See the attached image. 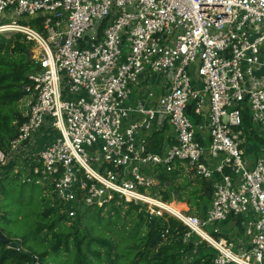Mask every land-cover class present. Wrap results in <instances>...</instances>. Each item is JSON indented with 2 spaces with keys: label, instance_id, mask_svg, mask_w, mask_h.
Instances as JSON below:
<instances>
[{
  "label": "built area",
  "instance_id": "obj_1",
  "mask_svg": "<svg viewBox=\"0 0 264 264\" xmlns=\"http://www.w3.org/2000/svg\"><path fill=\"white\" fill-rule=\"evenodd\" d=\"M16 33L33 69L0 166L15 161L68 223L133 203L148 223L177 219L184 241L198 235L212 264H264V147L244 156L253 124L264 132V0H0V35ZM154 74L167 85L156 101ZM164 124L174 142L154 151ZM173 169L210 181L203 216L159 194ZM227 220L242 237L221 233Z\"/></svg>",
  "mask_w": 264,
  "mask_h": 264
},
{
  "label": "trees",
  "instance_id": "obj_2",
  "mask_svg": "<svg viewBox=\"0 0 264 264\" xmlns=\"http://www.w3.org/2000/svg\"><path fill=\"white\" fill-rule=\"evenodd\" d=\"M31 43L26 42L22 34L16 33L9 37L0 35V147L5 149L10 139L17 134L18 125L24 120L22 111L17 107L18 102L26 94L22 86L27 83V74L33 69L30 57ZM245 125L250 124V119L245 114ZM257 135H248L249 142L257 139ZM151 148L160 151L163 142L162 131H154L150 134ZM15 161L11 160L7 164L0 166V180L10 179V174L18 176L24 172L21 169L14 173ZM181 172L173 169L167 173H160L158 191L165 200L180 201L182 209L187 212H195L203 216L211 198L210 181L206 178L196 177L198 187L189 188L190 180L185 183H176ZM14 178V177H11ZM20 178V177H19ZM25 183V182H24ZM52 199L44 204L40 211V219L36 224V234L46 229L44 234H50L51 239L48 246L51 252H58L61 248L70 251L69 244L72 241L75 248V258L77 264H92L82 251L92 254L98 258V249L92 247L93 244L105 246V258L109 264H114L118 260L120 264H212L216 250L209 246L196 234H192L186 241L183 236L186 228L175 218L169 217L167 221L162 218H154L150 223L146 221L140 205L126 203L130 208L139 210L138 222L126 237L128 245L116 247L107 236L94 235L90 229L76 223L77 217L70 223L72 231L55 229L61 223L67 222L59 211V205ZM116 206V205H115ZM6 210L0 214L1 218H6ZM68 223V222H67ZM142 226H145L142 231ZM168 229L166 237L161 236L164 229ZM4 236V235H3ZM7 241H16L14 238L5 237ZM17 242V241H16ZM126 242V243H127ZM8 242L0 241V264H45L43 257L45 251L24 250L17 242V248L8 247ZM115 255V259L113 258ZM35 261V262H34ZM98 259L96 260L97 263ZM234 264V263H227Z\"/></svg>",
  "mask_w": 264,
  "mask_h": 264
},
{
  "label": "rangeland",
  "instance_id": "obj_3",
  "mask_svg": "<svg viewBox=\"0 0 264 264\" xmlns=\"http://www.w3.org/2000/svg\"><path fill=\"white\" fill-rule=\"evenodd\" d=\"M9 37V36H6ZM157 76L149 77L146 81L154 92L153 100H157V97L167 87L164 76L160 74H154ZM134 95V93H133ZM28 98L26 97V100ZM17 107L23 112L25 105L22 102H18ZM189 119L195 122L193 115H189ZM253 129L256 130L257 139L246 144L244 149V156L250 159L251 154L255 148L264 147V132L257 124H253ZM172 132V129H169ZM95 168V165H92ZM16 170V169H15ZM14 170V171H15ZM13 171V172H14ZM15 173V172H14ZM10 179L0 180V214H3L6 210V218L0 219V232L8 238H14L19 245L26 251L28 249L35 250L37 252H46L43 257L45 264H77L75 258V248L72 241H70V251H64L62 248L55 253L51 252V248L48 246L50 234H44L46 229H43L39 235L44 239V242L36 234V224L40 219V211L46 202H51L49 194L44 192L43 187L40 184L32 182H23L22 174L13 176L10 174ZM196 176L190 174L188 171H182L177 178L178 183H185L186 180H190L189 188L198 187L195 182ZM116 205V206H115ZM139 210L130 208L126 203L120 202L119 204L109 203L105 207H89L79 214L76 223L83 228L90 229L94 235L107 236L116 247H122V245H128L127 236L133 231L136 222H138ZM70 223H61L55 229H64L65 231H72L69 228ZM222 234L231 235L236 239L242 237L239 227H235L232 221L227 220L217 226ZM145 226H142L144 231ZM233 235V236H232ZM127 242V243H126ZM92 247L99 250V257L95 258L92 254L85 252V248L82 245L81 249L85 253L86 257L92 262V264H109L107 258H105V246L101 244H93ZM115 259V255L113 254ZM98 259L97 263L96 260ZM36 264V262H35ZM118 263V260L114 262Z\"/></svg>",
  "mask_w": 264,
  "mask_h": 264
},
{
  "label": "crops",
  "instance_id": "obj_4",
  "mask_svg": "<svg viewBox=\"0 0 264 264\" xmlns=\"http://www.w3.org/2000/svg\"><path fill=\"white\" fill-rule=\"evenodd\" d=\"M154 76H155V79H156L157 76H156V75H154ZM189 114H190V112H189ZM189 114H188V115H189ZM190 115H192V114H190ZM194 118H195V120H196V117H194ZM169 129H170L169 125L164 124V126H163V128H162L164 144H171V143L174 142V139H172V136H174V135H173L172 132L169 131ZM179 202H180V201H179Z\"/></svg>",
  "mask_w": 264,
  "mask_h": 264
},
{
  "label": "water",
  "instance_id": "obj_5",
  "mask_svg": "<svg viewBox=\"0 0 264 264\" xmlns=\"http://www.w3.org/2000/svg\"><path fill=\"white\" fill-rule=\"evenodd\" d=\"M189 108L190 105L186 107V113L189 114ZM0 241L3 243L8 242V247L17 248V242L16 241H7V239L4 238L3 234L0 232Z\"/></svg>",
  "mask_w": 264,
  "mask_h": 264
},
{
  "label": "bare ground",
  "instance_id": "obj_6",
  "mask_svg": "<svg viewBox=\"0 0 264 264\" xmlns=\"http://www.w3.org/2000/svg\"><path fill=\"white\" fill-rule=\"evenodd\" d=\"M170 206L177 211L183 210L182 203L179 201H173Z\"/></svg>",
  "mask_w": 264,
  "mask_h": 264
}]
</instances>
